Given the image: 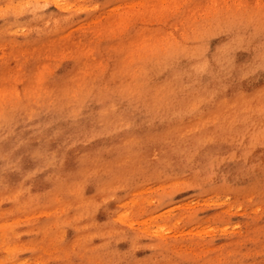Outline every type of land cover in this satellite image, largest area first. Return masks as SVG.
<instances>
[{
	"label": "rangeland",
	"instance_id": "374dc122",
	"mask_svg": "<svg viewBox=\"0 0 264 264\" xmlns=\"http://www.w3.org/2000/svg\"><path fill=\"white\" fill-rule=\"evenodd\" d=\"M1 141L0 264H264V0H0Z\"/></svg>",
	"mask_w": 264,
	"mask_h": 264
},
{
	"label": "bare ground",
	"instance_id": "6f19581e",
	"mask_svg": "<svg viewBox=\"0 0 264 264\" xmlns=\"http://www.w3.org/2000/svg\"><path fill=\"white\" fill-rule=\"evenodd\" d=\"M21 115H15V117H20ZM72 122V121H71ZM17 132H14L13 133V136H15V134H16ZM32 141V138H31V135H24V136H22V137H20L19 138V143H29V142H31ZM4 142L5 141H1V143H0V148H1V150L2 151H5V152H9L10 151V148L8 147V146H6V145H2V144H4ZM59 152H60V150H59ZM15 156H18V153H16V155ZM3 159H4V162H2L3 164H5L6 163V165H7V168H8V170L10 169V165H11V157H10V154H8V153H6L4 156H3ZM20 164H21V162H20ZM23 164V163H22ZM25 169H23L22 171H24ZM12 173L13 174H15V172L13 171V169H12ZM0 177H2L3 179H5L6 178V171L4 170V168H2L1 167V163H0ZM5 180H7V179H5Z\"/></svg>",
	"mask_w": 264,
	"mask_h": 264
}]
</instances>
